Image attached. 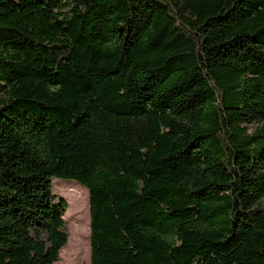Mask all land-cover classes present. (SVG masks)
Listing matches in <instances>:
<instances>
[{
	"label": "trees",
	"instance_id": "obj_1",
	"mask_svg": "<svg viewBox=\"0 0 264 264\" xmlns=\"http://www.w3.org/2000/svg\"><path fill=\"white\" fill-rule=\"evenodd\" d=\"M264 264V0H0V264Z\"/></svg>",
	"mask_w": 264,
	"mask_h": 264
},
{
	"label": "rangeland",
	"instance_id": "obj_2",
	"mask_svg": "<svg viewBox=\"0 0 264 264\" xmlns=\"http://www.w3.org/2000/svg\"><path fill=\"white\" fill-rule=\"evenodd\" d=\"M52 192L67 204L63 216L67 242L55 264H90L88 191L74 181L53 179Z\"/></svg>",
	"mask_w": 264,
	"mask_h": 264
}]
</instances>
